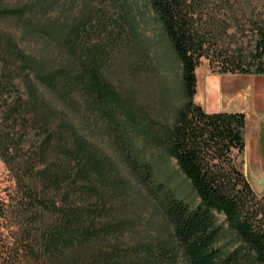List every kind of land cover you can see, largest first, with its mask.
Masks as SVG:
<instances>
[{
	"label": "rangeland",
	"instance_id": "374dc122",
	"mask_svg": "<svg viewBox=\"0 0 264 264\" xmlns=\"http://www.w3.org/2000/svg\"><path fill=\"white\" fill-rule=\"evenodd\" d=\"M0 1V10H25L22 18L0 15L1 262L24 230L39 240L61 208L76 207L90 212L88 225L112 228L97 248H118L128 258H149L163 248L169 264H190L164 205L169 189L191 206L199 202L164 140L187 98L181 62L150 0ZM10 39L25 60L6 49ZM86 66L96 68L115 98L125 136L79 83L63 96L37 77ZM197 77L195 101L206 111L246 113V148L237 162L264 195V75L220 74L203 58ZM78 150L92 163L91 176L69 154ZM130 153L151 163L153 181L134 169ZM34 194L49 206L36 205ZM231 243L227 236L219 244Z\"/></svg>",
	"mask_w": 264,
	"mask_h": 264
},
{
	"label": "trees",
	"instance_id": "16d2710c",
	"mask_svg": "<svg viewBox=\"0 0 264 264\" xmlns=\"http://www.w3.org/2000/svg\"><path fill=\"white\" fill-rule=\"evenodd\" d=\"M150 3L181 62L187 98L164 138L165 144L199 197L198 204L191 206L172 190L165 191V212L174 238L190 264H264V195L256 192L237 162L238 154L246 148V113L206 111L195 101L197 67L203 58L220 74L264 75V0ZM0 15L22 18L25 10L6 7ZM68 44L74 50L72 39H67ZM6 49L16 58L26 59L11 39ZM62 74L56 70L37 77L63 96L79 83L93 107L114 124L115 133L125 136L115 98L96 68L86 66L79 73ZM69 154L80 165L78 170L91 176L92 163L85 153ZM130 161L145 181H153L151 163L139 161L131 153ZM158 188L163 190L161 185ZM32 198L36 205L49 206L37 194ZM89 216L84 208H61L59 218L39 240L32 231L24 230L10 256L4 262L0 259V264H169L170 253L163 248L154 249L149 258H128L118 248H97L98 240L112 228L88 225ZM227 236L231 237L230 248L219 244Z\"/></svg>",
	"mask_w": 264,
	"mask_h": 264
},
{
	"label": "crops",
	"instance_id": "0c3cea01",
	"mask_svg": "<svg viewBox=\"0 0 264 264\" xmlns=\"http://www.w3.org/2000/svg\"><path fill=\"white\" fill-rule=\"evenodd\" d=\"M255 86V85H254ZM255 87H258V86H255ZM262 89V88H261ZM254 90H257V89H254ZM264 91V90H263Z\"/></svg>",
	"mask_w": 264,
	"mask_h": 264
}]
</instances>
